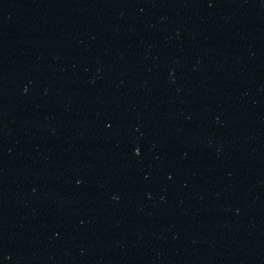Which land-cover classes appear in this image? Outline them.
Here are the masks:
<instances>
[{"label": "water", "instance_id": "obj_1", "mask_svg": "<svg viewBox=\"0 0 264 264\" xmlns=\"http://www.w3.org/2000/svg\"><path fill=\"white\" fill-rule=\"evenodd\" d=\"M212 264H264V0H227L216 104Z\"/></svg>", "mask_w": 264, "mask_h": 264}]
</instances>
